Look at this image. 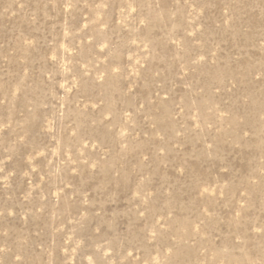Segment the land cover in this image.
<instances>
[{"label": "rangeland", "instance_id": "obj_1", "mask_svg": "<svg viewBox=\"0 0 264 264\" xmlns=\"http://www.w3.org/2000/svg\"><path fill=\"white\" fill-rule=\"evenodd\" d=\"M0 264H264V0H0Z\"/></svg>", "mask_w": 264, "mask_h": 264}]
</instances>
